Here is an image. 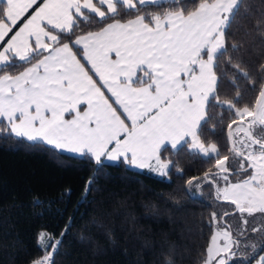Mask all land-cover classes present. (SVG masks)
Returning <instances> with one entry per match:
<instances>
[{
    "label": "trees",
    "instance_id": "obj_1",
    "mask_svg": "<svg viewBox=\"0 0 264 264\" xmlns=\"http://www.w3.org/2000/svg\"><path fill=\"white\" fill-rule=\"evenodd\" d=\"M212 1L171 0L135 9L117 4L103 18L84 12L57 44L112 21L141 16L150 24L155 15H188ZM5 11L0 3V21ZM39 57L13 58L0 76L17 75ZM212 71L216 84L197 138L217 152L203 157L187 144L164 147L159 158L169 167L161 176L27 141L0 120V264H35L52 249L50 264H201L215 218L228 227L234 244L226 264H251L264 254V214L248 216L241 227L230 222L232 208L221 212L216 206L231 203L211 202L212 173L221 172L217 161L242 157L226 132L247 124L240 114H252L264 85V0H238ZM231 172L238 177L241 171Z\"/></svg>",
    "mask_w": 264,
    "mask_h": 264
},
{
    "label": "crops",
    "instance_id": "obj_2",
    "mask_svg": "<svg viewBox=\"0 0 264 264\" xmlns=\"http://www.w3.org/2000/svg\"><path fill=\"white\" fill-rule=\"evenodd\" d=\"M163 1L171 0H0V68L40 55L19 74L0 76V120L13 135L69 155L166 173L160 151L197 137L216 84L213 59L238 0L155 15L150 24L141 16L112 21L57 44L84 12L103 18L117 4Z\"/></svg>",
    "mask_w": 264,
    "mask_h": 264
},
{
    "label": "rangeland",
    "instance_id": "obj_3",
    "mask_svg": "<svg viewBox=\"0 0 264 264\" xmlns=\"http://www.w3.org/2000/svg\"><path fill=\"white\" fill-rule=\"evenodd\" d=\"M100 14V13H99ZM20 59H24L23 57ZM251 112L240 114L247 120L249 134L245 126L237 124L229 132L231 146L242 157H231L230 160L221 158L217 166L221 172H231L236 169L241 171L238 177L231 174L220 173L213 176L212 203L217 201L229 202L218 203L217 209L221 212L234 213L230 222L244 226L248 216L264 214V91L257 106L256 122ZM188 149L199 153L203 157L215 155L217 150L213 144L204 145L195 137ZM159 174L165 173L164 169L156 170ZM233 204V205H232ZM213 220V231L209 238L206 255L201 264H224L226 254L232 250L233 241L226 225ZM264 254L257 257L251 264H261Z\"/></svg>",
    "mask_w": 264,
    "mask_h": 264
},
{
    "label": "water",
    "instance_id": "obj_4",
    "mask_svg": "<svg viewBox=\"0 0 264 264\" xmlns=\"http://www.w3.org/2000/svg\"><path fill=\"white\" fill-rule=\"evenodd\" d=\"M263 91H264V85L262 86V88H261V90H260V92H259V94H258V96L256 98V101L254 103L253 109H252V116H253V118H254V120L256 122H258V120H257V106H258L260 98H261V96L263 94ZM240 123H243V122H240ZM243 125L245 126L246 132L249 134V129H248L247 124L244 122ZM226 135H227V141L229 142L230 140H229V132L228 131L226 132ZM219 173L231 174L232 172H213L212 175H216V174H219ZM228 256H229V252L226 254V259L228 258ZM226 261H225L224 264H226Z\"/></svg>",
    "mask_w": 264,
    "mask_h": 264
},
{
    "label": "built area",
    "instance_id": "obj_5",
    "mask_svg": "<svg viewBox=\"0 0 264 264\" xmlns=\"http://www.w3.org/2000/svg\"><path fill=\"white\" fill-rule=\"evenodd\" d=\"M54 253V249H52L45 257L38 260L35 264H50L51 263V255Z\"/></svg>",
    "mask_w": 264,
    "mask_h": 264
}]
</instances>
